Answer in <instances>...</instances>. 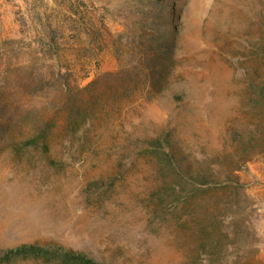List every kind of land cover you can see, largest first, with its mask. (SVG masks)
<instances>
[{
	"label": "rangeland",
	"instance_id": "obj_1",
	"mask_svg": "<svg viewBox=\"0 0 264 264\" xmlns=\"http://www.w3.org/2000/svg\"><path fill=\"white\" fill-rule=\"evenodd\" d=\"M262 85L264 0H0V249L264 264Z\"/></svg>",
	"mask_w": 264,
	"mask_h": 264
},
{
	"label": "trees",
	"instance_id": "obj_2",
	"mask_svg": "<svg viewBox=\"0 0 264 264\" xmlns=\"http://www.w3.org/2000/svg\"><path fill=\"white\" fill-rule=\"evenodd\" d=\"M169 51L172 50L171 45L167 48ZM163 63L165 66H168L172 61V57L168 55L163 56ZM154 59L152 57L143 58L141 63L148 68V70H152L154 67L152 61ZM160 76V74H159ZM166 78L161 74L160 78L156 73H148L146 80L148 83V87L150 89H155L159 86L161 80ZM256 94L259 97L260 101L264 104V85L257 87ZM74 110H70L68 120L70 117L77 118L79 114L75 112L72 114ZM75 115V116H74ZM7 127H3L0 129V141L3 140L6 136ZM10 134H8L9 136ZM27 142H34V138L30 136ZM156 145V144H155ZM154 145V146H155ZM161 155L167 157L165 159L164 167L169 168L174 174L179 175L178 168L174 165L173 160L170 153L161 152ZM180 177V176H179ZM0 264H98L90 259H87L81 253L66 250L62 247L57 246H40L36 244H21L14 248L9 249H0Z\"/></svg>",
	"mask_w": 264,
	"mask_h": 264
}]
</instances>
